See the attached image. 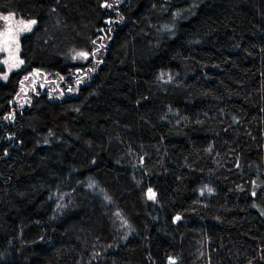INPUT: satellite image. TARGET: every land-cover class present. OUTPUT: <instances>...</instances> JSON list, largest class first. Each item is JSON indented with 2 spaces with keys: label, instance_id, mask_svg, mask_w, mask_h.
Masks as SVG:
<instances>
[{
  "label": "trees",
  "instance_id": "16d2710c",
  "mask_svg": "<svg viewBox=\"0 0 264 264\" xmlns=\"http://www.w3.org/2000/svg\"><path fill=\"white\" fill-rule=\"evenodd\" d=\"M0 10L38 20L0 80V264H264V0ZM33 71L63 91L24 101Z\"/></svg>",
  "mask_w": 264,
  "mask_h": 264
},
{
  "label": "rangeland",
  "instance_id": "374dc122",
  "mask_svg": "<svg viewBox=\"0 0 264 264\" xmlns=\"http://www.w3.org/2000/svg\"><path fill=\"white\" fill-rule=\"evenodd\" d=\"M35 21V23H31ZM36 18L26 19L18 16L15 12H3L0 10V54L3 55L5 69L0 72V80H7L10 74L24 64L22 56V36L31 32L36 24ZM28 25V27H26ZM84 55V54H83ZM90 73L91 70L85 71ZM66 84L64 75L54 71H33L23 81L19 95L28 96L23 100L29 101L31 96L41 89L59 93ZM76 87L70 88L74 92ZM152 196V193H150Z\"/></svg>",
  "mask_w": 264,
  "mask_h": 264
},
{
  "label": "snow or ice",
  "instance_id": "6c2138e0",
  "mask_svg": "<svg viewBox=\"0 0 264 264\" xmlns=\"http://www.w3.org/2000/svg\"><path fill=\"white\" fill-rule=\"evenodd\" d=\"M31 23H33V24H34V23H35V21H32ZM26 27H28V25H26Z\"/></svg>",
  "mask_w": 264,
  "mask_h": 264
}]
</instances>
